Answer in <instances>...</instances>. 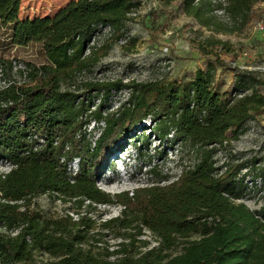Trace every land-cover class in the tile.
Instances as JSON below:
<instances>
[{"label":"trees","instance_id":"trees-1","mask_svg":"<svg viewBox=\"0 0 264 264\" xmlns=\"http://www.w3.org/2000/svg\"><path fill=\"white\" fill-rule=\"evenodd\" d=\"M157 1L178 2L218 34L242 30L256 16L254 5L264 0H228L227 20L214 12L213 0ZM141 4L69 0L54 15L21 18V0H0V25L11 43L38 44L45 58L29 71L28 81L0 88V160L12 165L0 173V264H264V205L251 210L237 202L247 194L249 173L242 170L254 164L246 159L218 165L214 158L216 146L237 139L251 113L264 109V82L257 71L236 67L237 85L230 94L216 84L215 63L167 83L115 78L85 81L81 92L61 87L110 50L111 44L103 43L99 55L90 45L93 35L109 28L108 37L125 38L126 22ZM216 34L201 42L202 53L227 47ZM7 64L11 67L12 60ZM122 89L129 90L127 102L109 111L111 92ZM237 91L247 93L236 97ZM146 119L160 141L189 142L196 162L167 183L161 177L132 195L113 196L98 185L100 167L114 146V152L122 151L117 142ZM92 120L105 123L93 142L86 135ZM45 193L73 201L76 218L45 216L32 201ZM117 203L123 206L120 214L96 229L90 215L96 205ZM145 230L156 243L139 238ZM106 233L118 239L115 247Z\"/></svg>","mask_w":264,"mask_h":264},{"label":"rangeland","instance_id":"rangeland-1","mask_svg":"<svg viewBox=\"0 0 264 264\" xmlns=\"http://www.w3.org/2000/svg\"><path fill=\"white\" fill-rule=\"evenodd\" d=\"M69 0H21L19 16L45 17L51 16ZM256 16L242 30L232 33H214L188 16L178 2L163 5L157 0H142L140 8L133 19L126 22L123 30L126 40H117L116 36L105 33L96 42V49L100 55L103 43L111 44L107 54L86 70L78 72L73 80L62 84V89L78 90L81 92L85 81L107 80L122 78L123 80H160L163 83L177 81L186 75H192L196 69H209V64L215 63L216 84L226 94H230L237 85L235 68L253 70L264 64V34L254 29L258 20L261 6L253 7ZM210 34L228 42L226 48L215 46L210 54L199 50V45ZM219 57L225 65H218L215 60ZM15 58L28 65L29 71L44 61V55L38 44L15 45L11 43L8 31L0 27V61L4 65V76L7 80L17 84L24 83L18 69L7 64ZM264 82V71H257ZM28 81V78L27 80ZM129 90L112 91L108 98V110L115 111L127 102ZM99 97L95 96V103ZM105 126L103 121L95 123L92 120L86 125V135L94 141ZM153 123L143 120L127 137L117 142L122 151L112 149L100 167L97 177L98 185L104 191L115 196L122 191L132 195L135 188L161 180L162 184L175 179L183 166L196 162V151L189 142L172 144L165 139L159 140L158 134L153 133ZM214 158L217 164L223 162L234 163L238 160L251 159L247 165L254 164L243 173L253 178V174H261L254 179L255 188L247 190V194L237 202L246 204L251 210L264 205V109L253 111L245 123L242 134L231 140L225 146H216ZM150 162V163H149ZM155 171H149L150 165ZM255 168H259L258 170ZM9 166L0 160V173L9 171ZM73 172L77 169V159L71 162ZM33 204L45 216L59 217L70 214L76 218L75 205L71 200H64L52 194H40L33 198ZM123 206L119 203L105 205L98 204L90 215L97 221L96 229H100V222L104 219L120 214ZM84 213V208H82ZM106 232V231H105ZM109 245L115 247L117 238L111 233L105 236ZM140 239L156 243L149 230L139 236Z\"/></svg>","mask_w":264,"mask_h":264},{"label":"built area","instance_id":"built-area-1","mask_svg":"<svg viewBox=\"0 0 264 264\" xmlns=\"http://www.w3.org/2000/svg\"><path fill=\"white\" fill-rule=\"evenodd\" d=\"M213 3L216 4V8L214 10V12L221 18L227 20L229 19L228 18V15H227V11H226V7H227V4H228V0H213ZM256 4H260L261 6V11H260V15H259V18L258 20L255 22L254 24V29L257 31V32H260V33H263L264 34V1H261V2H258ZM255 4V5H256ZM136 12H132L131 15H135ZM1 27V25H0ZM3 28V27H1ZM4 29V28H3ZM105 33H107L106 35L110 34V29L109 28H104L102 33H96L95 35H93V37L91 38V41H90V45L93 46L96 44V42L101 38V36H103ZM126 40V38H123V40ZM89 52V50H87V53ZM12 60V67L16 68L19 70L24 82H26L27 78H28V75H29V69H28V65L26 63H23L15 58H11ZM255 69L259 72L261 71H264V64L261 66L258 65L255 67ZM125 82H128L130 81V79H126L124 80ZM12 83H15V82H12L10 80H7L4 76V72H3V69L2 67L0 66V88H5V87H8L10 84ZM21 84V83H20ZM245 93L247 92H244V91H237V92H234L233 95L236 96V97H242ZM1 161H4L5 163L8 164L9 168L11 169L12 165L10 162H8L7 160H1ZM9 169V170H10ZM247 170V168H244ZM243 169V170H244ZM242 170V171H243ZM8 172V171H7ZM6 173V172H5ZM246 181V184H247V190H250L252 188H255V183H254V179L253 178H250V177H246L245 179Z\"/></svg>","mask_w":264,"mask_h":264}]
</instances>
